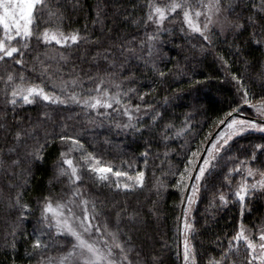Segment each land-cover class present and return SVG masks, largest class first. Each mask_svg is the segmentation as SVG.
Masks as SVG:
<instances>
[{
	"label": "snow or ice",
	"instance_id": "snow-or-ice-1",
	"mask_svg": "<svg viewBox=\"0 0 264 264\" xmlns=\"http://www.w3.org/2000/svg\"><path fill=\"white\" fill-rule=\"evenodd\" d=\"M79 6L80 0H73L71 8L75 10ZM136 7L143 9V15L133 22L145 28L154 26L153 31L146 32L147 39L140 40L135 47L130 40L120 43V60L116 58L111 47L96 51L90 57V62L97 68L93 74L91 69L85 71L79 68L71 61L70 55H66L68 50L79 48L82 44H98L99 38H92L93 33L89 31L87 24L82 29L66 30L68 15L65 0H0V65H11L9 70L0 74V97L3 98L5 107H10L13 118L15 119L17 105H33L37 101L46 102L47 105L75 104L79 105L86 115L94 114L109 119L118 129L140 132L146 125L141 122L142 104L132 103L133 94L136 99L144 102V97L149 93L141 94L135 87L130 86L135 82L134 72L122 75L117 69L125 68L129 58L135 57L143 60L146 65L151 63L152 69L164 76L165 73L160 71L150 58L161 33L170 31L166 23L179 22V31L199 34L208 44L212 43V37L215 35L212 32L213 26H218L221 34L227 30L234 36L246 30V27H251L253 30L248 39L255 45L264 46V0H250V6H246V16L235 12L229 4L227 10L234 13V18L225 14L226 8L222 0H140L138 5H133L134 9ZM99 17L100 12L97 11V19L92 21L94 25L103 24ZM33 40L44 47H60L43 53L35 52ZM51 51L55 54H50ZM29 56L32 73L39 72V77L35 79L28 73ZM41 56L44 59H41ZM49 60L56 62L55 71H52L53 65L47 62ZM100 60L107 62V67L102 71L99 69ZM68 65L71 66L67 73L68 78L65 79L64 69ZM261 76H264V72ZM232 78L240 85L238 90L242 93V103L254 110L257 119H240L233 116V113L240 111L239 106L233 108L218 121V124L224 127L210 141V147L192 152L184 170L172 173L179 176L174 186L182 195L180 203L183 211L177 218V233L182 245L183 264H198L197 249L193 243L198 230L191 212L198 199L201 182H207V177H212L217 172L221 160L220 153L234 137L242 136L246 132L264 133V95L257 96L255 92H250L242 78L235 74ZM143 107L152 109L153 106L144 103ZM113 113L126 117V122L112 120ZM42 115L45 120L50 119L48 112L45 111ZM159 116L160 113L153 109L152 120L155 121ZM3 121H7V111L0 114V128L7 129ZM42 123L39 120H29L27 123L21 120L13 133V144L7 152L15 153L18 147L25 146L26 155L33 160H43L46 147L59 141L61 150L54 179L66 178L68 190L64 196L50 193L37 201L40 226L33 231L32 243L27 251L28 257L37 258V264H159V258L156 256L143 258L131 236L119 227L122 215L134 222L140 212L136 209L129 211L124 206L116 213L115 227H111L106 220L101 224L96 220L100 214L96 200L85 195L82 183L84 177L88 176L97 186L129 192L145 187L146 172L137 170L133 164L123 161L113 164L95 151H89L81 139V134L70 131L66 123L62 124L61 131L51 139V134L45 130L41 143L37 129ZM163 137L168 139L166 131ZM28 140L34 143L29 145ZM150 147L147 145V148ZM142 155L148 157V150ZM164 155L167 156V153ZM229 160L232 166L221 173L222 182L229 192L218 190L210 201L209 208L227 206L233 202L239 205L240 216L231 236L225 240L217 237L215 243L218 255H210L206 264H264V219L259 225L253 224L252 227L247 226L243 220L245 211L251 214L249 204L257 193L264 195V143L253 144L252 150L243 159L234 156L229 157ZM20 164L19 157L9 161L5 159L3 150H0V169L7 173L8 168L18 167ZM144 164L147 166V159ZM125 166L128 170H125ZM27 184L26 178L22 185L9 183V187L15 188L16 191L7 199L10 207L21 210L17 217L20 223L27 219L25 212L30 211V205L22 203L23 187ZM156 184L164 186L159 180ZM189 190L191 194L185 196L184 193ZM229 195L232 201L229 200ZM19 226L10 225L12 231L9 235L12 237L13 250L16 248ZM62 241H66V244ZM52 248H60L63 251L58 257L46 255Z\"/></svg>",
	"mask_w": 264,
	"mask_h": 264
},
{
	"label": "trees",
	"instance_id": "trees-1",
	"mask_svg": "<svg viewBox=\"0 0 264 264\" xmlns=\"http://www.w3.org/2000/svg\"><path fill=\"white\" fill-rule=\"evenodd\" d=\"M72 2L73 0H65L68 15L66 30L82 29L87 24L89 31L93 33L92 38L98 37L99 43L82 44L79 48L68 50L66 55H70L71 61L79 68L85 71L91 69L93 74L97 68L90 62V57L96 51L111 47L116 58L120 60V43L130 40L135 47L140 40L147 39L146 32L153 31L154 26L145 28L133 22L143 15L141 7L133 8L140 0H80V6L75 10L71 8ZM222 2L226 10L231 4L241 16L248 14L246 6H250V0ZM97 11L100 12L99 18L103 20V24L92 23L97 19ZM227 14L234 18L233 12L227 10ZM166 26L170 31L161 33L150 58L165 73L164 76L154 71L151 63L146 65L143 60L135 57L129 58L128 66L117 69L122 75L134 72L135 82L130 86L135 87L141 94L149 93L144 97V102L136 99L133 94L132 103L142 104L141 122L146 125L140 132L118 129L109 119L94 114L86 115L75 104L47 105L46 102L37 101L33 105H17L14 119L10 107L6 108L3 98L0 97V114L7 111V121H3L7 129L0 128V150H3L5 159L9 161L17 157L21 160L20 166L8 168L7 173L0 169V264H29L30 261L31 264H37V258H29L27 255L33 231L40 226L37 201L50 193L64 196L68 190L66 178L54 179L61 150L59 141L46 147L43 160H33L26 155L25 146L18 147L15 153L7 152L13 144V133L21 120L25 123L29 120L43 122L37 129L41 143L45 130L51 134V139L61 131L62 124L66 123L70 131L81 134V139L89 151H95L113 164L123 161L133 164L137 170H144L145 187L129 192L97 186L90 177L85 176L82 181L85 195L96 200L100 213L96 217L97 222L103 224L106 220L111 227L116 226V213L122 207L126 206L129 211L138 210L140 215L134 222L122 215L119 227L131 236L142 257L156 256L159 264H180L177 218L180 216L182 195L174 186L179 176L172 173L182 172L191 158V153L204 149L211 137L209 133L214 132L219 125L218 121L233 108L241 106L242 113L253 116L251 109L242 103V93L238 90L240 85L232 77L235 74L242 78L245 87L257 96L264 95V76H261L264 72V46L255 45L248 39L253 30L251 27H246V30L235 36L230 31L221 34L212 30L215 35L212 43L208 44L199 34L179 31V22L166 23ZM32 44L35 52L40 53L60 47H44L35 40ZM137 53L139 54V48ZM50 54L54 55L55 52L51 51ZM28 59V73L35 79L39 77V72L32 73L31 56ZM41 59L44 57L41 56ZM47 62L53 65L52 71H55L56 62ZM70 66H65V79L68 78ZM106 67L107 62L100 60L99 69L102 71ZM10 68L11 65H0V74ZM144 103L152 105V109H145ZM153 109L160 113L155 121L152 120ZM45 111L49 113L50 119L45 120L43 117L42 113ZM112 120L124 123L127 118L113 113ZM165 131L168 139L163 137ZM33 143L34 141L28 140L29 145ZM255 143H264V133L247 132L235 137L220 153L217 172L212 177H207V182H201L199 197L192 213L198 230L193 239L198 264H206L210 255H218L215 243L217 237L225 240L236 228L240 216L238 204L230 202L227 206L209 208V203L218 190L229 192L221 175L232 166L229 157L239 156L243 159ZM147 145L151 147L147 148ZM146 149L149 152L148 157L142 155ZM165 152L167 156L164 155ZM145 159L148 160L147 166L144 164ZM125 170H128L126 166ZM12 173L16 175L13 176ZM25 178L28 179V184L23 187L22 203H28L30 211L25 212L27 219L20 223L17 217L21 210L10 207L7 197L14 195L16 191L9 187V183L22 185ZM157 180L164 186L157 185ZM229 200L232 201L230 195ZM249 207L251 214L245 211L244 223L249 227L253 224L259 225L264 219V195L257 193ZM11 224L20 225L15 250L11 247L12 237L9 235L12 231ZM62 243L66 244V241ZM61 251L63 249L52 248L45 254L58 257ZM243 255L242 251L241 256Z\"/></svg>",
	"mask_w": 264,
	"mask_h": 264
},
{
	"label": "water",
	"instance_id": "water-1",
	"mask_svg": "<svg viewBox=\"0 0 264 264\" xmlns=\"http://www.w3.org/2000/svg\"><path fill=\"white\" fill-rule=\"evenodd\" d=\"M239 108H240L239 113H233V116H242V117H246V118L257 119V118H254L253 116H250V115H247L245 113H242L241 112V106H239ZM223 127H224L223 125H218V127L214 130V132L212 133L211 137L207 141V143H206L204 148L210 147V141L212 139H214L215 135H217L223 129ZM189 194H190V190L185 192V196H187ZM182 211H183V206H181L180 215H181ZM179 262H180V264H183V260H182V245H181L180 239H179Z\"/></svg>",
	"mask_w": 264,
	"mask_h": 264
},
{
	"label": "rangeland",
	"instance_id": "rangeland-1",
	"mask_svg": "<svg viewBox=\"0 0 264 264\" xmlns=\"http://www.w3.org/2000/svg\"><path fill=\"white\" fill-rule=\"evenodd\" d=\"M225 14H227V10H226V13ZM228 15V14H227ZM212 30H216V31H218V32H220V30H219V27L218 26H213L212 27ZM227 31V30H226ZM225 31V32H226ZM224 32V33H225ZM253 103H255V100L253 101ZM250 109H251V111H252V114H253V117L254 118H257V116H256V113L254 112V110L249 106V105H247ZM236 117H238V118H240V119H248V118H246V117H242V116H236ZM247 133V132H246ZM235 138V137H234ZM233 138V139H234ZM191 194V193H190ZM189 194V195H190ZM198 197H199V193H198ZM198 200V199H197ZM195 204H196V202L193 204V206H192V212H191V215H192V213H193V211H194V208H195Z\"/></svg>",
	"mask_w": 264,
	"mask_h": 264
}]
</instances>
